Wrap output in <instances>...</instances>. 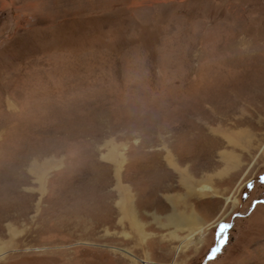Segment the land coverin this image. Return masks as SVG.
<instances>
[{
    "label": "rangeland",
    "instance_id": "1",
    "mask_svg": "<svg viewBox=\"0 0 264 264\" xmlns=\"http://www.w3.org/2000/svg\"><path fill=\"white\" fill-rule=\"evenodd\" d=\"M0 264H264V0H0Z\"/></svg>",
    "mask_w": 264,
    "mask_h": 264
},
{
    "label": "bare ground",
    "instance_id": "2",
    "mask_svg": "<svg viewBox=\"0 0 264 264\" xmlns=\"http://www.w3.org/2000/svg\"><path fill=\"white\" fill-rule=\"evenodd\" d=\"M204 188H205V189H204L205 191L209 190V187H207V186H205ZM211 190H212V189H211ZM216 221H217V220H216Z\"/></svg>",
    "mask_w": 264,
    "mask_h": 264
},
{
    "label": "snow or ice",
    "instance_id": "3",
    "mask_svg": "<svg viewBox=\"0 0 264 264\" xmlns=\"http://www.w3.org/2000/svg\"><path fill=\"white\" fill-rule=\"evenodd\" d=\"M213 251V250H212ZM219 250H217L216 252H218Z\"/></svg>",
    "mask_w": 264,
    "mask_h": 264
}]
</instances>
